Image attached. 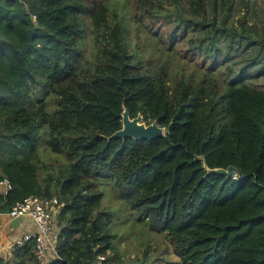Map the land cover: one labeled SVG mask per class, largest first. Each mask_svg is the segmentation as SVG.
Listing matches in <instances>:
<instances>
[{
    "label": "trees",
    "instance_id": "trees-1",
    "mask_svg": "<svg viewBox=\"0 0 264 264\" xmlns=\"http://www.w3.org/2000/svg\"><path fill=\"white\" fill-rule=\"evenodd\" d=\"M127 3L146 20L172 6L167 37H154L199 58L202 70L169 76L165 63L136 52ZM260 77L256 0H0V180L11 184L0 214L31 195L56 198L47 264H95L102 255L110 264L114 215L101 187L110 186L164 235L179 264H264ZM123 107L164 135L108 139ZM203 160L236 175L209 174ZM0 264L42 262L30 239Z\"/></svg>",
    "mask_w": 264,
    "mask_h": 264
},
{
    "label": "rangeland",
    "instance_id": "rangeland-1",
    "mask_svg": "<svg viewBox=\"0 0 264 264\" xmlns=\"http://www.w3.org/2000/svg\"><path fill=\"white\" fill-rule=\"evenodd\" d=\"M129 1V0H128ZM257 6L263 10L264 0H256ZM123 4L125 0H116V3ZM156 9V7H153ZM130 36L128 44L135 48L144 58H151L157 63H165L169 76L177 74H188L201 71L200 60L183 57V50L178 46L172 50L164 40H158L153 32L159 30L167 37V21L172 17L168 11H173L172 6H167V12L155 20L144 19V16L137 15L133 8L126 4V10ZM138 21V22H137ZM157 21L154 25H151ZM164 24L165 26H162ZM166 31V32H165ZM133 51V50H132ZM258 85L264 87V78H258ZM40 158L46 163L49 157L41 155ZM103 190L102 207L108 208L114 215V223L111 232L116 235L115 248L109 252L108 261L110 264H140L142 258L147 264H179L180 260L172 252L170 246L165 241L164 235L148 228L147 224L137 219L135 213L130 210L125 201L117 197L116 192L110 186H101Z\"/></svg>",
    "mask_w": 264,
    "mask_h": 264
},
{
    "label": "built area",
    "instance_id": "built-area-1",
    "mask_svg": "<svg viewBox=\"0 0 264 264\" xmlns=\"http://www.w3.org/2000/svg\"><path fill=\"white\" fill-rule=\"evenodd\" d=\"M11 189L7 179L0 180V193L5 195ZM60 203L56 198L39 199L35 196H28L22 202L16 203L6 215L10 219L29 218L34 224L32 232H25L16 241L21 245L24 241L33 239L35 242V255L41 262L47 253H56V216L60 209ZM106 256H98L95 264H105Z\"/></svg>",
    "mask_w": 264,
    "mask_h": 264
},
{
    "label": "water",
    "instance_id": "water-1",
    "mask_svg": "<svg viewBox=\"0 0 264 264\" xmlns=\"http://www.w3.org/2000/svg\"><path fill=\"white\" fill-rule=\"evenodd\" d=\"M121 116V127L112 133L108 139L111 138H132L134 140H153L157 137L164 135V130L159 127L155 120L146 124L140 113H137L135 117H130L127 109L123 107ZM203 168L209 174L224 175L228 178H234L236 175V169L233 166H228L224 168H209L206 166L203 160ZM11 225L17 226L19 224L20 218L11 219Z\"/></svg>",
    "mask_w": 264,
    "mask_h": 264
},
{
    "label": "crops",
    "instance_id": "crops-1",
    "mask_svg": "<svg viewBox=\"0 0 264 264\" xmlns=\"http://www.w3.org/2000/svg\"><path fill=\"white\" fill-rule=\"evenodd\" d=\"M12 220L6 214H0V257H7L10 254L12 245L25 232L34 230L33 222L26 217L20 218L17 226L11 225ZM52 253H47L42 264H47Z\"/></svg>",
    "mask_w": 264,
    "mask_h": 264
}]
</instances>
